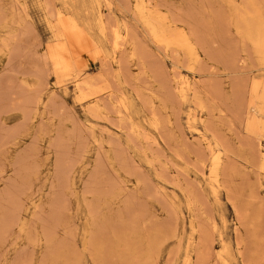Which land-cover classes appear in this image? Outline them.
Returning <instances> with one entry per match:
<instances>
[{
    "label": "rangeland",
    "instance_id": "1",
    "mask_svg": "<svg viewBox=\"0 0 264 264\" xmlns=\"http://www.w3.org/2000/svg\"><path fill=\"white\" fill-rule=\"evenodd\" d=\"M152 1L0 0V264H264V0Z\"/></svg>",
    "mask_w": 264,
    "mask_h": 264
},
{
    "label": "bare ground",
    "instance_id": "2",
    "mask_svg": "<svg viewBox=\"0 0 264 264\" xmlns=\"http://www.w3.org/2000/svg\"><path fill=\"white\" fill-rule=\"evenodd\" d=\"M152 1V0H151ZM153 2V1H152ZM128 3V2H127ZM144 3V2H143ZM142 3V4H143ZM254 4V3H253ZM161 7V6H160ZM140 8H141V6H140ZM162 8V7H161ZM150 15V14H149ZM153 15V14H152ZM157 16H158V14H156ZM172 16V15H171ZM153 17V16H152ZM155 17V16H154ZM149 18V17H148ZM151 18V17H150ZM167 18V17H166ZM151 19H153L154 20V18H151ZM160 19V18H159ZM177 19H178V17H177ZM62 20V19H61ZM147 20V19H146ZM172 20H173V18H172ZM63 21V20H62ZM164 21V20H163ZM179 21V20H178ZM177 21V22H178ZM149 22H151V21H149ZM155 22V21H154ZM176 22V21H175ZM156 23V22H155ZM63 24V23H62ZM62 24H61V26H62ZM65 24V23H64ZM158 24V23H157ZM152 25V24H151ZM65 26H67V25H65ZM69 26V25H68ZM108 26V25H107ZM149 26V25H148ZM159 26V25H158ZM113 27V26H112ZM131 27V26H130ZM63 28H64V25H63ZM71 28V27H70ZM156 28V27H155ZM154 28V29H155ZM158 28V27H157ZM67 29H69L68 27H67ZM159 29H160V27H159ZM65 30V29H64ZM162 30H163V28H162ZM75 31V30H74ZM77 31V30H76ZM75 31V32H76ZM109 31V30H108ZM69 32H71V31H69ZM112 32V31H111ZM163 32V31H162ZM167 32V31H166ZM179 32V31H178ZM64 33V32H63ZM156 33V32H155ZM159 33H161V32H159ZM178 34V33H177ZM114 35H115V33H114ZM113 35V36H114ZM161 35V34H160ZM172 35V34H171ZM179 35V34H178ZM130 36V35H129ZM155 36V35H154ZM157 37V36H156ZM155 37V38H156ZM167 37V36H166ZM176 37H177V35H176ZM113 38V37H112ZM116 38V37H115ZM133 39V38H132ZM172 39H173V37H172ZM113 40V39H112ZM162 40V39H161ZM163 40H165V39H163ZM187 40V39H186ZM66 41V40H65ZM157 41H159V40H157ZM180 41H182V43L180 42ZM256 41H257V39H256ZM260 42V41H259ZM79 43H81V42H79ZM123 43V42H122ZM162 43V42H161ZM197 43V42H196ZM63 44V43H62ZM167 44V43H166ZM179 44L181 45V46H183L184 44H185V42H184V39H182V38H180V40H179ZM260 44H261V42H260ZM140 45V44H139ZM142 45V44H141ZM192 45V44H191ZM190 45V46H191ZM262 45V44H261ZM64 46V45H63ZM112 46H114V45H112ZM119 46V45H118ZM257 47H259V49L258 50H260V48L262 47H260L259 46V44H258V46ZM264 47V46H263ZM261 48V49H264V48ZM51 48V47H50ZM56 48V47H55ZM63 48V47H62ZM118 49V48H117ZM125 49V48H124ZM161 49V48H160ZM65 51V50H64ZM262 51H264V50H261V52ZM176 52V51H175ZM261 52H260V54H261ZM52 53V52H51ZM263 54V53H262ZM55 55V54H54ZM258 55V54H257ZM59 57V56H58ZM62 57V56H61ZM199 57V56H198ZM261 57V56H260ZM151 58V57H150ZM194 58V57H193ZM54 59V58H53ZM148 61V60H147ZM190 61V60H189ZM263 63V62H262ZM264 64V63H263ZM187 83V82H186ZM177 86V85H176ZM186 87H188V86H186ZM183 87H181V89H182ZM189 88V87H188ZM194 88V87H193ZM183 90V89H182ZM178 91H180L181 92V90H178ZM185 92V91H184ZM183 91H182V93H184ZM194 93V92H193ZM185 94H186V92H185ZM12 95V94H11ZM181 95H184V94H181ZM195 96V95H194ZM193 97V96H192ZM196 97V96H195ZM183 98V97H182ZM186 98V97H185ZM251 105H252V103H251ZM122 114V113H121ZM155 122V121H154ZM139 124V123H138ZM131 129V128H130ZM260 135V134H259ZM145 136V135H144ZM143 136V137H144ZM215 137V136H214ZM216 138V137H215ZM218 141V140H217ZM214 142V141H213ZM217 143V142H216ZM218 144H220V143H218ZM11 145V144H10ZM205 146H207V145H205ZM209 146V145H208ZM208 146H207V148H208ZM210 148H211V146H209ZM218 147H220V146H218ZM222 148V147H221ZM212 149V148H211ZM208 150V149H207ZM209 151V150H208ZM215 152V151H214ZM218 152V151H217ZM220 153V152H219ZM222 153V152H221ZM262 153V152H261ZM209 154H210V152H209ZM210 156H212V155H210ZM263 157V156H262ZM208 158H210L209 157V155H208ZM212 158H213V168H212V171H211V175L210 176H213L214 177V179L216 178V177H219L218 175V172H220L219 171V169H220V165H221V157H220V155L217 153H215L214 154V156H212ZM262 160V159H261ZM261 160H260V162H261ZM212 162V161H211ZM260 165H262V164H260ZM226 165H224V167H225ZM262 169V168H261ZM223 172H224V170H223ZM223 175H224V173H223ZM209 176V177H210ZM213 179V178H212ZM224 182H223V180H222V184H223ZM223 186V185H222ZM190 205V204H189ZM191 206H192V203H191ZM190 206V207H191ZM212 221V220H211ZM193 226V225H192Z\"/></svg>",
    "mask_w": 264,
    "mask_h": 264
}]
</instances>
